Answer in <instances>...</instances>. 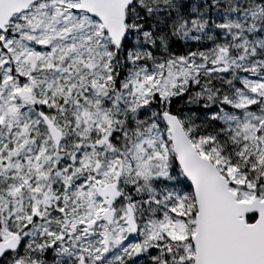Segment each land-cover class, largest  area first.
Listing matches in <instances>:
<instances>
[{
  "label": "snow or ice",
  "instance_id": "snow-or-ice-1",
  "mask_svg": "<svg viewBox=\"0 0 264 264\" xmlns=\"http://www.w3.org/2000/svg\"><path fill=\"white\" fill-rule=\"evenodd\" d=\"M0 264H264V0H0Z\"/></svg>",
  "mask_w": 264,
  "mask_h": 264
}]
</instances>
